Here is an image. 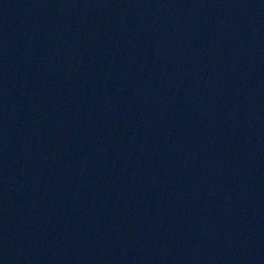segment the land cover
<instances>
[{
  "label": "water",
  "instance_id": "obj_1",
  "mask_svg": "<svg viewBox=\"0 0 264 264\" xmlns=\"http://www.w3.org/2000/svg\"><path fill=\"white\" fill-rule=\"evenodd\" d=\"M0 264H264V0H0Z\"/></svg>",
  "mask_w": 264,
  "mask_h": 264
}]
</instances>
